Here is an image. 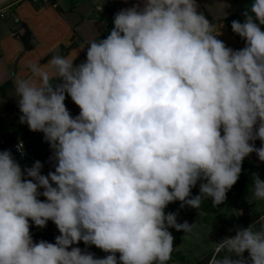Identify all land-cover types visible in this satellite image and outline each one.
I'll list each match as a JSON object with an SVG mask.
<instances>
[{
	"label": "clouds",
	"instance_id": "9594fccd",
	"mask_svg": "<svg viewBox=\"0 0 264 264\" xmlns=\"http://www.w3.org/2000/svg\"><path fill=\"white\" fill-rule=\"evenodd\" d=\"M198 9L197 0H136L106 38L29 62L31 75L16 78L20 123L43 133L54 171L0 151V264H168L169 229L194 227L168 205L219 207L245 158L264 162V0L231 22L245 42L238 50ZM252 179L264 201V180ZM49 221L55 243L34 242L32 225ZM208 264H264V226L216 242Z\"/></svg>",
	"mask_w": 264,
	"mask_h": 264
},
{
	"label": "crops",
	"instance_id": "0c3cea01",
	"mask_svg": "<svg viewBox=\"0 0 264 264\" xmlns=\"http://www.w3.org/2000/svg\"><path fill=\"white\" fill-rule=\"evenodd\" d=\"M57 7L51 5L36 6L26 0H0V12L5 11V18L0 19V104L7 102L13 111H20L15 92L17 77L31 75L27 65L36 61L45 64L54 55L66 56L85 41L106 38L113 25L114 14L121 9L131 7L136 0H52ZM253 0H197L199 11L205 12L222 33L218 39L228 47L242 49L245 43L234 35L226 21L239 10L248 9ZM100 7V10L96 8ZM18 20V23L16 22ZM24 28L35 37L37 44L32 49H26L20 34ZM87 47V46H86ZM86 59V49L81 52L76 63ZM66 106L73 116L79 114V108L66 98ZM28 128L26 124L8 133L11 140L23 135ZM1 139V138H0ZM256 147L261 146L259 140ZM250 173H258L264 177V162L259 161L255 153L249 155ZM196 191V189H193ZM251 198L253 209L258 201ZM197 192V191H196ZM241 213H239L240 215ZM264 217L263 214L260 218ZM259 219H256L257 222Z\"/></svg>",
	"mask_w": 264,
	"mask_h": 264
},
{
	"label": "trees",
	"instance_id": "16d2710c",
	"mask_svg": "<svg viewBox=\"0 0 264 264\" xmlns=\"http://www.w3.org/2000/svg\"><path fill=\"white\" fill-rule=\"evenodd\" d=\"M245 10H239L236 14H234L232 17L227 19L226 23L230 30H231V22L233 20H239L241 23H243L244 17L242 13ZM203 13L210 20V22L213 23V21L208 17V15L205 12ZM262 30H264V26H262ZM234 35H237V34H234ZM20 38L26 49H32L37 44V41L35 37L33 36V34L26 28H24L23 32L20 34ZM242 42L245 43L244 40H242ZM19 117H20V114L18 112L13 111L9 103L3 102L0 104V138L1 139L6 140V141H11V138L8 137V133L16 130L19 127L23 129L24 124L20 123ZM51 154H52V150L50 148H42L40 150H34V152L31 154L32 160L34 162L39 160L44 165L41 170L42 174L43 172L48 173L49 171H54V167L52 163L49 162V157L51 156ZM249 167H251V161L247 157L243 161L242 173L237 183L231 188L230 191H228L226 201L223 204H221L219 207H214L212 204L211 198H206L202 201L201 207L199 209L190 208L187 206L181 209L180 202L177 201L175 203L169 204L168 207L165 209V211L166 212H179L183 210H193V211H198V212L205 214L206 216L205 219L207 218L213 219L214 217H217L221 211L229 207L233 211L241 213L240 219L243 220L247 224V226H249V224H251L250 215L253 211L251 189L252 188L254 189V182L252 179L253 175L250 173ZM260 178L264 180V177H260ZM198 194H199V191L196 192L195 190L192 189L193 196L198 195ZM248 201H250V203ZM30 230H31L34 242L47 239L48 226L41 229V228L36 227L35 225H32ZM220 233H223L226 237L234 236V234L227 232V229L225 226H222L220 228ZM216 242H218V240H216ZM87 251L94 253L96 257L107 255L105 252L96 248L95 246H90V249ZM212 254L213 253L210 254L208 260L210 259ZM173 259L179 262L184 261V257L178 252L172 253L171 260ZM208 260L206 264H208Z\"/></svg>",
	"mask_w": 264,
	"mask_h": 264
},
{
	"label": "rangeland",
	"instance_id": "374dc122",
	"mask_svg": "<svg viewBox=\"0 0 264 264\" xmlns=\"http://www.w3.org/2000/svg\"><path fill=\"white\" fill-rule=\"evenodd\" d=\"M43 175H47V172H43ZM193 189L199 191V182ZM43 191V189H41ZM39 199L44 200L43 196ZM264 210L262 203H257L250 215L251 223L259 219ZM205 214L193 211L183 210L178 212V222L183 223L187 221L189 224H193V230L191 233L185 234L183 231H176L174 228H170L169 231L174 236V253H180L184 257V261L179 262L175 259L170 260L169 264H206L211 253H214L216 247V240L220 241L226 236L220 233V228L225 226L227 232L236 234V229L239 227H248L247 224L240 219L238 212L233 211L227 207L219 213L217 217L213 219H205ZM47 239L45 241L55 243V237L60 235L58 229L52 221L47 223ZM264 226V217L260 218L256 222V228L259 229ZM74 247H80L81 249H90V246H86L83 242ZM247 257V252L244 254Z\"/></svg>",
	"mask_w": 264,
	"mask_h": 264
},
{
	"label": "built area",
	"instance_id": "2783aa9c",
	"mask_svg": "<svg viewBox=\"0 0 264 264\" xmlns=\"http://www.w3.org/2000/svg\"><path fill=\"white\" fill-rule=\"evenodd\" d=\"M29 3L36 6L51 5L54 8L57 7L52 0H26ZM100 10L101 8H96ZM6 12H0V19L5 18ZM18 23V20H16ZM42 148H50L49 144L43 139V133L32 132L27 128L23 135L17 137L14 140L6 141L0 139V151L10 150L14 158L20 163L22 168L31 167L34 161L32 160L31 154L34 150H40ZM42 174V173H41Z\"/></svg>",
	"mask_w": 264,
	"mask_h": 264
},
{
	"label": "water",
	"instance_id": "95a60500",
	"mask_svg": "<svg viewBox=\"0 0 264 264\" xmlns=\"http://www.w3.org/2000/svg\"><path fill=\"white\" fill-rule=\"evenodd\" d=\"M106 256V255H105ZM105 256H101V257H99V258H103V257H105ZM117 256H119V254L117 253Z\"/></svg>",
	"mask_w": 264,
	"mask_h": 264
}]
</instances>
